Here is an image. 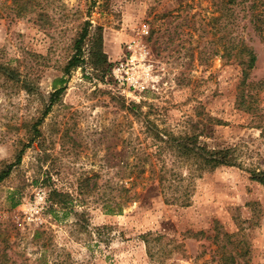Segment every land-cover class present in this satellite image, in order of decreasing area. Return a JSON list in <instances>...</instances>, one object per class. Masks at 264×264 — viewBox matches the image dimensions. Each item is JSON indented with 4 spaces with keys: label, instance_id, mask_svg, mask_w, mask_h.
Segmentation results:
<instances>
[{
    "label": "rangeland",
    "instance_id": "obj_1",
    "mask_svg": "<svg viewBox=\"0 0 264 264\" xmlns=\"http://www.w3.org/2000/svg\"><path fill=\"white\" fill-rule=\"evenodd\" d=\"M228 1L21 0L32 12L20 17L0 0V59L30 84L0 88V174L25 149L0 182V261L264 264V185L245 171H264V0L254 12ZM85 28L83 61L66 74ZM240 40L257 55L245 81L225 51ZM125 60L139 89L116 83ZM158 130L233 148L243 168L196 178L190 207L167 203L155 173L189 170ZM117 203L123 212L107 214Z\"/></svg>",
    "mask_w": 264,
    "mask_h": 264
},
{
    "label": "trees",
    "instance_id": "obj_2",
    "mask_svg": "<svg viewBox=\"0 0 264 264\" xmlns=\"http://www.w3.org/2000/svg\"><path fill=\"white\" fill-rule=\"evenodd\" d=\"M242 1L238 0H229L228 4L238 5ZM252 4L249 7V10L254 12L256 10V0H251ZM17 4L18 16L23 17L27 14L31 13L32 10L26 11L31 3L22 4L21 0H15ZM253 16L252 22L256 20L258 17ZM256 26V25H255ZM256 30H260L258 26H256ZM98 31H101V28H98ZM89 35L88 28H85L81 37L76 41L75 49L76 54L70 59L68 65L65 68V73L68 74L71 70L80 67L82 63V54H83V46L85 38ZM97 39V38H96ZM97 49L91 50L92 60L93 62H98L100 59L97 57L101 55L102 59H105V54L102 53V38L101 33L98 34V40L96 42ZM225 51L227 54L233 53L234 58L242 67V75L244 81L248 78L249 73L255 68L257 63V55L254 49L245 41L240 40L236 44L233 43L231 46H225ZM232 58V57H231ZM101 59V60H102ZM92 62V63H93ZM99 63V62H98ZM97 63V64H98ZM106 75V74H105ZM64 79H61L59 82H63ZM9 84L14 85L19 89H30V84L26 77L23 76L20 71L11 66L8 63L2 62L0 59V88L6 87ZM64 89L62 87H58V83L55 86V92L52 95V100L54 97H59L63 93ZM53 104V103H52ZM248 107V106H246ZM241 108L245 109V111H250V108ZM155 128V127H153ZM151 131V130H150ZM163 134V135H161ZM167 137L164 139V137ZM155 138L158 141L164 143L166 148L175 156L177 159V164L185 166L188 168L189 173L184 174L179 171H160L159 173H155L159 186L161 188V192L165 197V201L170 204H177L181 207H190L192 203V196L195 191V179L201 178L205 173L214 171L219 167H239L243 168L242 163L239 161V157L236 154V150L233 148H225V149H209L207 146H201L198 143L197 135H178L175 136L170 133H165L161 131H156ZM25 151L23 149L17 157V163H20L22 160V153ZM160 159V158H159ZM165 161H163L164 163ZM11 164L4 169L0 174V182H2L7 176H9L12 172L13 166L16 165ZM250 174V178L252 181L257 182L261 185H264V171H248ZM52 202L49 210L54 212L56 209L54 206H59L61 204L60 198L63 196L58 191H52ZM133 200V199H132ZM131 200V201H132ZM19 203H15L14 207ZM118 210H117V208ZM116 207H112V205H108L106 209L107 214L117 215L123 212V205L118 204ZM117 210V211H116ZM145 243L148 248L149 254L152 256L150 243L148 238L145 236ZM227 255V254H226ZM227 262L233 261L229 255L227 256ZM226 258V257H225ZM8 257L5 260L0 261V264H9ZM235 264V263H230Z\"/></svg>",
    "mask_w": 264,
    "mask_h": 264
},
{
    "label": "built area",
    "instance_id": "obj_3",
    "mask_svg": "<svg viewBox=\"0 0 264 264\" xmlns=\"http://www.w3.org/2000/svg\"><path fill=\"white\" fill-rule=\"evenodd\" d=\"M144 54H142V57ZM137 62L121 61L117 63L113 69V76L119 87L128 89H139L141 86L140 77L137 75Z\"/></svg>",
    "mask_w": 264,
    "mask_h": 264
}]
</instances>
